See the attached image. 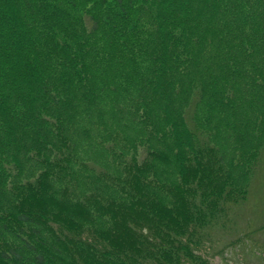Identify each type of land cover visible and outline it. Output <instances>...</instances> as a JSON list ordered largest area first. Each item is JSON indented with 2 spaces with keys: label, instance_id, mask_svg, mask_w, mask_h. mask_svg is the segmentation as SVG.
I'll return each mask as SVG.
<instances>
[{
  "label": "trees",
  "instance_id": "trees-1",
  "mask_svg": "<svg viewBox=\"0 0 264 264\" xmlns=\"http://www.w3.org/2000/svg\"><path fill=\"white\" fill-rule=\"evenodd\" d=\"M64 1L75 8L78 0ZM100 1L103 7L115 3L123 15L128 14L124 0ZM195 1H154L157 12L149 10L136 29L139 39L135 52L140 54L129 55L133 64L121 70L124 78L119 80L107 71L110 47H89L102 32L95 16L91 18L90 42L83 38V43L76 42L71 27L46 0H0V168L7 160L21 163L20 159L27 162L45 157L44 171L35 173L39 176L31 179L24 193L38 196L47 190L49 199H64V204L69 201L67 205L84 212L101 199L103 207L91 217L99 222L107 220L111 235L110 240L108 229L106 233L89 229L85 223L66 218L63 210L48 209L49 215L43 216L29 210L19 221L34 227L33 240H22L20 248H8L0 261L48 264L50 250L60 253V248L42 243L37 227L62 215L67 228L76 231L77 251L84 246L100 252L94 264H183L191 260L209 264L196 250H208L205 245L211 243V237L207 231L223 228L229 219L227 206L241 203L244 195L231 188L218 198L208 186L218 184L214 176L226 173V154L201 131L197 118L203 95L187 100L176 82L188 45L199 37L188 33ZM258 1L264 13V0ZM247 3L224 0L219 6L220 15L225 17L222 23L237 26ZM211 11L218 12L214 4ZM261 23L264 40V15ZM134 127L136 135L130 139L126 132ZM153 145L161 158L170 147H177L173 166L172 161L154 167L145 162L144 158L154 153ZM139 147L144 148L143 156ZM96 149L110 156L107 165L99 160ZM92 176L99 178L110 194L100 187L93 191L87 186L81 191L83 182H90ZM40 185L47 188L36 192ZM150 192L156 203H143V196H150ZM179 192L187 198L190 193L197 195L194 202L189 198L196 217L193 229L185 228L190 222L187 217L192 215L189 209L176 211ZM20 193V202L26 204V195ZM166 201L173 213L162 205ZM78 237L84 240L80 242ZM177 237L178 244L173 243ZM51 242L61 245L60 240ZM116 254L117 258L109 260L108 256ZM74 263L80 264L75 259Z\"/></svg>",
  "mask_w": 264,
  "mask_h": 264
},
{
  "label": "rangeland",
  "instance_id": "rangeland-1",
  "mask_svg": "<svg viewBox=\"0 0 264 264\" xmlns=\"http://www.w3.org/2000/svg\"><path fill=\"white\" fill-rule=\"evenodd\" d=\"M124 1L125 10L128 13L126 15H123L115 3L103 7L100 0H78L75 8L64 0H46V5L58 9L61 21L71 27L76 42H82V38L84 42H90L91 18L95 16L100 20L102 32L96 40L89 43V47L97 49L110 47L108 56L111 60L107 71L112 78L119 80L124 78L121 70L133 64L129 55L140 54L135 52L134 45L139 39L136 34L139 19L148 16L151 9L157 12L158 8L155 7V0ZM223 1H195V12L192 14L193 20L188 33L198 34L200 38L196 37V40L194 39L188 45L189 51L183 56L185 64L181 66L176 82L187 100L190 98L192 101V95L199 93L203 95V105L197 118L203 129L201 131L212 144L222 148L226 154V173L214 176L217 177L218 184L208 186L212 187L211 190L218 198L231 188L238 190L244 196L241 203L227 206L229 217L226 218H229V221L224 223L223 228L207 231V237H211V243L205 245L208 250L204 247L199 252L198 249L196 251L208 260L209 264H264V155H261L264 150V40L261 23L264 13L258 0H248V3L244 5L246 11L238 25L227 27L225 23H222L225 17L220 15L222 10H219ZM213 4L218 12L211 11ZM241 22H243L242 25H240ZM146 33L143 29V37ZM126 38L128 41H125ZM119 53L121 55L117 60ZM177 97L181 100L179 95ZM180 100H178L179 103ZM136 129L134 127L127 130L126 136L133 139ZM139 149L143 156L144 148L139 147ZM169 149V152L161 158L159 153L155 154V145H153L154 153L145 157L144 159L148 160L145 162L154 167V165L161 166L167 161L176 160L177 147ZM96 155L100 157L99 160H102L104 165H107L110 156L98 149H96ZM20 160L23 162L7 160L1 163L0 255L10 247H22V240H33L34 227L19 221L21 214L29 210L39 212L40 216L49 215L51 210L48 209L63 210L68 214L66 218L70 217L72 221L85 223L89 229L103 230L105 233L108 229L111 240L107 220L99 222L91 217L99 212L100 206L103 207V200L98 199L84 212L83 209L67 205L69 201L64 204V199L57 202L54 198L49 199L48 192L45 190L47 187L44 185L37 186L35 191L45 190V194L41 192L38 196H33L32 193L25 194L24 189L31 179L39 176L35 173L44 171L45 157L41 156L37 161ZM114 171L116 170L113 169ZM95 176H92L90 182L84 179L81 191H85L87 186L92 187L93 191L94 188L100 187L106 195L110 194L105 188L106 185ZM94 179L99 182H94ZM20 192L26 195L24 197L26 204L20 202L22 199ZM206 193L211 194L210 191ZM117 196H120V193ZM187 196L193 202L198 200L196 193H190ZM143 197L145 198L142 199L143 203H156L151 192L150 196L145 194ZM101 198L106 199L107 196H101ZM189 198L179 192L176 199L178 202L176 211L187 208L193 215L191 207L193 204L190 203ZM171 199L174 200L173 196ZM162 205L173 213V207L169 206V201ZM144 208L145 206H142V209ZM219 208L226 210L224 206ZM213 209L217 210V208ZM35 216L38 217L37 214ZM191 216L187 217L190 222L185 223V228H194L193 219L196 217L193 215L191 219ZM175 220L178 223L183 221ZM65 221L64 216L58 215L57 219L46 223L42 228L37 227L38 231L42 232V237H39L42 243L47 241L50 247L60 248V253L50 250L52 260H49L48 264H75L74 259L80 264L98 262L100 252L97 249L81 246L78 251L76 250L78 241L73 239L76 231L67 228ZM178 226L182 227V224ZM175 233L176 231H173V234ZM178 239L179 237L173 243L178 244ZM56 240H60L61 245L51 242ZM78 240L82 242L84 239L78 237ZM36 241L38 242L39 239ZM113 241L116 242V239L113 238ZM98 246L102 245L98 244ZM113 256L117 258L119 254L108 256L109 260ZM191 261L183 264H197ZM0 264L5 263L0 261Z\"/></svg>",
  "mask_w": 264,
  "mask_h": 264
}]
</instances>
